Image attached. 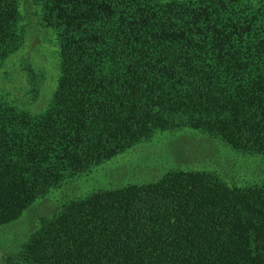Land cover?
<instances>
[{
  "label": "trees",
  "instance_id": "1",
  "mask_svg": "<svg viewBox=\"0 0 264 264\" xmlns=\"http://www.w3.org/2000/svg\"><path fill=\"white\" fill-rule=\"evenodd\" d=\"M20 6L0 0V227L156 133L264 157V0H44L59 75L18 107L2 86ZM0 264H264V186L176 170L66 197Z\"/></svg>",
  "mask_w": 264,
  "mask_h": 264
},
{
  "label": "rangeland",
  "instance_id": "2",
  "mask_svg": "<svg viewBox=\"0 0 264 264\" xmlns=\"http://www.w3.org/2000/svg\"><path fill=\"white\" fill-rule=\"evenodd\" d=\"M43 1L21 0L20 27L26 41L23 50H20L23 52L16 53L3 68H6L3 97L9 103L14 101L13 104L18 107L22 103H33L34 100H30L32 95L26 93L32 83L44 88L41 94L43 101L49 99L59 75L57 42L38 19ZM28 63L35 74L28 73ZM176 170L212 172L230 186H264V157L261 155L237 152L219 138L193 129L156 133L78 176L46 198L38 199L19 220L0 227V257L5 260L9 255H17L40 220L52 216L66 197L154 183L166 173Z\"/></svg>",
  "mask_w": 264,
  "mask_h": 264
}]
</instances>
